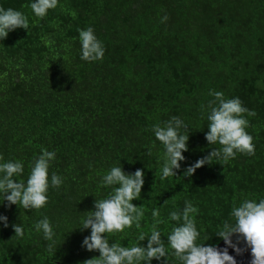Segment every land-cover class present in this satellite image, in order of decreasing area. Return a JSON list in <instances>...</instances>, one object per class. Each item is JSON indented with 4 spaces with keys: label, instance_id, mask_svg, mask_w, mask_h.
<instances>
[{
    "label": "trees",
    "instance_id": "trees-1",
    "mask_svg": "<svg viewBox=\"0 0 264 264\" xmlns=\"http://www.w3.org/2000/svg\"><path fill=\"white\" fill-rule=\"evenodd\" d=\"M32 2L0 0L29 21L28 30L0 40V163L22 162V175L13 179L26 182L42 149L54 151L49 184L52 173L63 183L50 184L39 210L9 207L0 194V215L8 218V227L0 221V264H83L98 256L82 246L91 229L80 227L95 199L112 191L102 186L112 167L143 170L141 197L132 203L144 215L139 228L110 235L109 243L146 246L159 209L168 255L151 264H182L167 236L180 223L170 213L181 212L185 201L198 209L196 243L213 245L224 222L234 223V204L264 199V0H59L42 20ZM88 27L103 44L102 60L80 58L79 30ZM210 90L255 112L244 114L255 154L237 153L184 176L220 148L205 138ZM173 116L188 125V150L177 175L162 180L164 146L152 128ZM44 217L55 233L51 241L34 227ZM14 224L24 229L22 238Z\"/></svg>",
    "mask_w": 264,
    "mask_h": 264
},
{
    "label": "clouds",
    "instance_id": "clouds-1",
    "mask_svg": "<svg viewBox=\"0 0 264 264\" xmlns=\"http://www.w3.org/2000/svg\"><path fill=\"white\" fill-rule=\"evenodd\" d=\"M58 3L59 0H33L29 6L35 17L42 20L50 9L58 6ZM167 19L165 15L161 22ZM18 28L29 29L27 16L13 8L0 7V40L7 38L9 32ZM79 41L82 60L94 62L103 59L105 49L91 27L79 30ZM209 95L213 99L207 104L209 123L205 138L209 145L219 144L220 148H211L208 155L185 169L184 176H191L196 169L205 164L210 165L214 162L226 164L230 159L235 158L237 153L249 156L255 154L253 137L246 131L249 121L244 116L245 113L254 116L255 112L242 106L239 98L225 99L222 92L214 90H210ZM181 129L184 131L182 132ZM152 131L156 139L164 146L161 179L176 176L175 170L180 169V162L185 160L183 152L188 150V125L179 117L173 116L164 122L163 126L154 125ZM148 154H151L150 149ZM55 156L54 151L42 149L41 154L34 159L26 182L13 179L15 176L22 175L24 170L22 162L0 163L2 201H7L9 207L15 204L24 210L43 208L48 202L47 192L50 184L53 188H59L63 183L60 176L52 173L49 184L48 169ZM0 160H3L2 156ZM143 184L142 169L126 173L122 167H112L103 176L102 186L111 187L112 191L104 199H95L94 210L88 212V216L82 220L80 227L81 231L91 229L90 235L84 237L82 246L88 251H98L99 255L85 260L83 264H151L153 259L161 260L167 257L168 252L161 238V232L157 230V225L163 223L158 219L159 209L152 212L154 223L151 234L147 236L146 246L123 247L117 243H109L108 236L123 232L126 228H131L133 224L137 228L140 227L144 212L132 201L141 197ZM197 212L198 209L191 202L185 201V207L181 212L170 213V219L180 223L172 228L167 241L172 254L182 264H237L236 258L229 254V247L233 248L238 255L250 249V264H264V199H260L259 202L246 199L239 206L233 205L231 216L234 223L225 221L222 229L216 233L227 245L223 249L196 243L200 232L197 230L192 214ZM0 221H3L4 227H8L7 216L0 215ZM12 227L14 236L20 238L24 236L22 226L14 224ZM34 227L37 232H43L46 240H53L55 233L47 217L36 222ZM138 239L145 241L146 234L142 232ZM241 242L245 247H240ZM49 251H52L51 245H49ZM164 264H168L167 259L164 260Z\"/></svg>",
    "mask_w": 264,
    "mask_h": 264
},
{
    "label": "water",
    "instance_id": "water-1",
    "mask_svg": "<svg viewBox=\"0 0 264 264\" xmlns=\"http://www.w3.org/2000/svg\"><path fill=\"white\" fill-rule=\"evenodd\" d=\"M235 235L233 236V241L235 242ZM213 246H216L220 249H223L224 247H227V245H225L223 239L221 238L218 242H216L215 244H213ZM240 247H245L244 243L241 242L240 243ZM229 254L233 255L236 258L237 264H250L251 261V250L248 249L246 251H244L242 254H237L235 252V250L231 247L228 248Z\"/></svg>",
    "mask_w": 264,
    "mask_h": 264
}]
</instances>
